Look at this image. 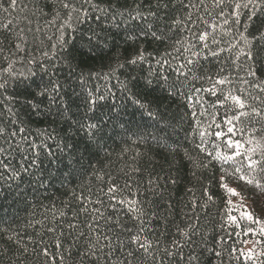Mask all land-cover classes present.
<instances>
[{
  "label": "trees",
  "instance_id": "trees-1",
  "mask_svg": "<svg viewBox=\"0 0 264 264\" xmlns=\"http://www.w3.org/2000/svg\"><path fill=\"white\" fill-rule=\"evenodd\" d=\"M262 33L264 0H0V264H264Z\"/></svg>",
  "mask_w": 264,
  "mask_h": 264
},
{
  "label": "snow or ice",
  "instance_id": "snow-or-ice-1",
  "mask_svg": "<svg viewBox=\"0 0 264 264\" xmlns=\"http://www.w3.org/2000/svg\"><path fill=\"white\" fill-rule=\"evenodd\" d=\"M218 2H222V0H218ZM248 2L251 3L252 0H248ZM12 3L15 4V3H16V0H12ZM163 6L166 7L167 5H163ZM244 6L247 7V4H245ZM237 7H239V5H237ZM153 35H154V34H153ZM206 35H207V34H202L199 38H200L201 40H205V39H206ZM261 35L264 36V33H262ZM246 42H247V41H246ZM215 54H216V53H213V55H215ZM242 54L248 56L249 59H251V57H252L251 50H249L247 53H242ZM249 74H250V75H255L254 72H250ZM225 82H226V81L223 80V79L217 81V83H219V84H224ZM2 87H3V84H0V88H2ZM230 98H231V99H232V100H233V101H234V102H235L240 108H243V107H244V104L241 102V99H240L239 97H237V96H231ZM253 111L255 112L256 110H253ZM259 114H260V113L257 112V115H259ZM247 115H248V113L241 112L238 116H233L232 119L228 120L227 122H228V124L231 125V124H232V120H239L241 116H247ZM92 127H95V125H92ZM234 127H235V126L229 127V128L227 129V132H228V133H233ZM0 131H2V129H0ZM216 135H217V136H222V135H226V134H225V133H216ZM227 143H228V146H229L230 148H236V149H242V148H243V145L240 143V141H231V140H229V141H227ZM0 151H3V149H0ZM247 151L254 152L255 149H249V150H247ZM242 154H243V153H242L241 151H235V152L233 153L232 156L228 157V159H234L235 156H240V155H242ZM245 159L248 160L247 167H248L249 169L253 170V171H255V169H256L258 166H261L262 164H264V157H262V158L259 159V160H253L250 156H245ZM240 170H241V169H239V168L236 169V171H240ZM260 171H261V172H264V166H261V167H260ZM240 179H241V180H245V177H244V176H241ZM246 182H247L249 185H253V184H254V185L257 186L261 191H264V182L258 180L256 176H251L250 178L247 179ZM225 187L227 188V191H228L229 193H231V194H233V195L237 194L235 189L228 188L227 185H225ZM109 191L112 192V191H115V189H114V188H110ZM131 203H135V202L132 201ZM245 217H246L248 220H250V221L254 220L253 215H252L251 213H249V212H246V213H245ZM231 219L233 220V222H236V218H235V217H231ZM254 222H260V221L257 219V220H254ZM141 231H143V229H141ZM261 233L264 234V228L261 229ZM248 234H249V230H245V231L243 232V235H245V236H247ZM185 235H186V233H185ZM236 235H241V233H236ZM139 239H140L139 236H134V237H132V242H133V243H137V242L139 241ZM139 247H140V248H144L145 250H147L146 245H145L144 243H141V244L139 245ZM171 254H172V253L169 252V255H171ZM128 255H132V253H129ZM242 255H243V253H242ZM249 258H251L250 253H249ZM192 259H194V257H192Z\"/></svg>",
  "mask_w": 264,
  "mask_h": 264
}]
</instances>
